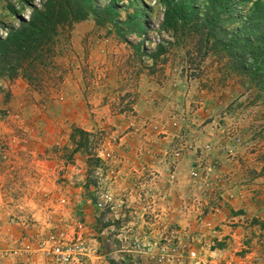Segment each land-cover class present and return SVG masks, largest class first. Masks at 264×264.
Returning <instances> with one entry per match:
<instances>
[{
  "label": "rangeland",
  "instance_id": "rangeland-1",
  "mask_svg": "<svg viewBox=\"0 0 264 264\" xmlns=\"http://www.w3.org/2000/svg\"><path fill=\"white\" fill-rule=\"evenodd\" d=\"M43 1L0 0V39ZM177 1L195 11L161 25ZM254 1L58 0L31 83L0 48V264H48L55 245L77 264H264Z\"/></svg>",
  "mask_w": 264,
  "mask_h": 264
},
{
  "label": "trees",
  "instance_id": "trees-1",
  "mask_svg": "<svg viewBox=\"0 0 264 264\" xmlns=\"http://www.w3.org/2000/svg\"><path fill=\"white\" fill-rule=\"evenodd\" d=\"M84 2L87 6H90L91 4V0H84ZM222 3L225 8H230L232 0H222ZM253 5L254 9L245 19L246 25L243 26V30L254 36V38L262 33V46L257 50V58H259L264 56V8L259 0L254 1ZM59 8L61 9L58 0H44L40 3V8L31 9L27 22H21L17 28L10 29L5 34V37L0 39V48L2 50L1 59L4 60L7 57L9 58L10 54H16L19 58V64L16 68L20 70L23 78L29 83L36 79L37 70L35 69L36 66L30 64L31 56L36 54L39 58H43L45 49L47 48L45 43L47 41V36L44 38L46 35V32L44 31L48 30L47 28L49 27L56 26L57 23L54 21V18L56 16V11ZM103 10H110V5L104 7ZM194 11L195 10L192 6L180 1L166 2L163 8L161 25L165 27L171 26L177 20L189 16ZM59 13L60 11L57 15ZM132 16H138V13L134 11ZM132 16H129L130 20L133 18ZM14 50L15 52H12ZM261 61L263 64L261 70L262 73H264V58H262ZM77 132L81 135L84 134L87 136V133L81 131ZM73 139L72 135L69 136L71 142H73Z\"/></svg>",
  "mask_w": 264,
  "mask_h": 264
},
{
  "label": "built area",
  "instance_id": "built-area-1",
  "mask_svg": "<svg viewBox=\"0 0 264 264\" xmlns=\"http://www.w3.org/2000/svg\"><path fill=\"white\" fill-rule=\"evenodd\" d=\"M191 174L193 177L196 175L195 172H192ZM153 205H154V201L151 200L149 204L146 206V209L150 210L151 215L155 214V209H153ZM153 217L156 216L154 215ZM128 224L130 226L133 225L131 222ZM126 226H120L119 233L116 236V239H140V236L137 235L135 229L127 230ZM162 229L163 230L159 232L158 239H182L185 236L184 232L177 227H165ZM47 254L49 259L48 264H77V260L71 254V251L62 246L55 245L51 247ZM186 256L189 258H193L194 253L190 252Z\"/></svg>",
  "mask_w": 264,
  "mask_h": 264
},
{
  "label": "crops",
  "instance_id": "crops-1",
  "mask_svg": "<svg viewBox=\"0 0 264 264\" xmlns=\"http://www.w3.org/2000/svg\"><path fill=\"white\" fill-rule=\"evenodd\" d=\"M233 212H234V210H233ZM246 212H247V215H249L248 217H251V218H258V216H260V214L257 213L258 211L250 209V208H248L246 210ZM238 214H240V213H238Z\"/></svg>",
  "mask_w": 264,
  "mask_h": 264
}]
</instances>
